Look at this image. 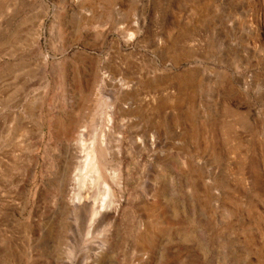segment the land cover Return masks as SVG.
Here are the masks:
<instances>
[{
  "label": "rangeland",
  "instance_id": "rangeland-1",
  "mask_svg": "<svg viewBox=\"0 0 264 264\" xmlns=\"http://www.w3.org/2000/svg\"><path fill=\"white\" fill-rule=\"evenodd\" d=\"M0 264H264V0H0Z\"/></svg>",
  "mask_w": 264,
  "mask_h": 264
},
{
  "label": "bare ground",
  "instance_id": "bare-ground-1",
  "mask_svg": "<svg viewBox=\"0 0 264 264\" xmlns=\"http://www.w3.org/2000/svg\"><path fill=\"white\" fill-rule=\"evenodd\" d=\"M96 212V211H95Z\"/></svg>",
  "mask_w": 264,
  "mask_h": 264
}]
</instances>
